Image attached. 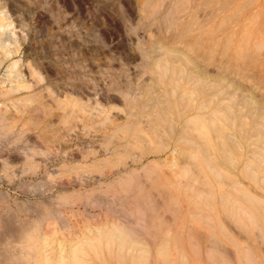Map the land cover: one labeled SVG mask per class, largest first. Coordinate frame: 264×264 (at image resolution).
Segmentation results:
<instances>
[{
  "label": "bare ground",
  "instance_id": "1",
  "mask_svg": "<svg viewBox=\"0 0 264 264\" xmlns=\"http://www.w3.org/2000/svg\"><path fill=\"white\" fill-rule=\"evenodd\" d=\"M41 1L43 11H49L48 1ZM29 2L33 13L38 0ZM137 5L141 16L128 29L143 32L133 41L139 74L136 81L127 76L121 81L118 76L125 70L106 68L107 85L101 86L106 93L98 96L121 105L118 119L111 114L115 105L108 109L72 93L64 99L51 96L50 104L43 100L53 79L46 60L42 72L29 61L25 79L15 68L21 66L13 61L8 67L13 69L12 78L6 84L0 80V130H8L16 117L50 116L57 109L59 117L48 118L39 128L43 133L51 131L50 137L63 148L77 144L80 158L62 149V166H68L77 179L88 176L84 183L99 188L97 175L110 178L104 187H119L124 195L118 201L135 205L122 207L126 214H135L134 223L87 225L82 237L54 243L56 231L44 232L43 221L28 222L26 227L22 219L24 226L5 221L0 238L8 234L12 239L0 264H264L260 253L264 251V0H140ZM2 20L0 15V29L10 25ZM2 39L0 33V47ZM2 53L9 55L7 50ZM43 149L24 157L31 164H43ZM69 196L65 191L57 198L67 203L74 198ZM99 200L106 209L114 207L112 197ZM28 216L27 221H32ZM224 243L234 247L236 263Z\"/></svg>",
  "mask_w": 264,
  "mask_h": 264
},
{
  "label": "rangeland",
  "instance_id": "2",
  "mask_svg": "<svg viewBox=\"0 0 264 264\" xmlns=\"http://www.w3.org/2000/svg\"><path fill=\"white\" fill-rule=\"evenodd\" d=\"M22 1L25 4V5L23 4L25 7H23ZM47 1L49 5L48 6L49 11L44 12L45 10L43 11V8H42L43 6L41 3L42 1L38 0V4H37L38 6H34V12L32 13L30 11V8H32L31 6L32 4L29 2V0H17V1L16 0H0V15L1 17H3V20H2L3 24L4 23L10 24L9 26L4 27V29H0L1 36L3 37L2 46L0 47V59H1L0 60V80L2 78L3 80H5V84H6L7 83L6 79L12 78L11 74L13 75V72H12L13 69L11 70V68H8V67L10 63L13 61H17L18 63H16V65H20L22 67L21 68L19 66L18 67L15 66L16 70H18L19 73L21 72V75L23 76V78L24 77L27 78V70L30 67V64L31 65L33 64L32 67H34L37 71L38 70L41 71L45 67H47L46 61H49L50 62V66H49L50 77L53 79H51L52 84L50 83V85L48 86V88H50L51 91L49 90L47 92L46 90H44L45 96L41 95L43 100H45L46 102L50 104V103H53L52 101L53 96L58 95L59 96L58 98L64 99L63 95L66 94L67 96V94L72 93L71 96L76 95L82 101H85V100H88V102L97 101L98 103L100 102V104H98L99 106L108 105V109H109V106L111 107L112 105H115L116 107L118 105V107L116 108L115 107L111 108L112 113L110 112L112 116H116L118 119L122 115V113L119 112L120 111L119 108L121 109V105L118 102H113V103L107 102L108 101L107 96L104 98V95L106 92L104 90L105 88H102V87L103 86L105 87L108 81L107 75L105 74V70L106 68H109V67L113 69L112 72H118L120 69H123L125 70L126 74L119 75L118 76L119 80L123 81L124 78L127 76L128 79L132 81H136V76L139 74V72H138V67L136 66L138 58L137 56H134L136 55L134 51V42L136 41V35L140 34V36H142L143 32L141 30H136L135 32L136 34L130 33L128 27L135 26L138 23L136 21H138L139 17L141 16L140 15L141 10H139L137 3H139L140 0L139 1L138 0H131V1L129 0L110 1L109 0L110 1L109 3H111L110 5H108L109 3L107 0H105L106 2L104 0H97L98 2L95 0L94 2H92L93 0L92 1L89 0V2L88 0H50L51 5H52L51 7H50L49 0ZM99 2L100 4L102 3L101 5L105 7L100 6ZM23 14L27 17V19ZM40 15L42 16L40 17ZM17 21H20L21 23ZM24 21L25 22L27 21V22L25 23ZM22 36H23V39L25 38L24 40L22 39ZM18 39H20L21 42H18L19 41ZM4 42L7 44V46ZM11 47L13 51L11 50ZM36 48L39 50H36ZM4 50L9 51V55H6V57H4L2 53V51ZM132 52L134 55L132 54ZM26 53L28 54V57ZM29 61H30V64H29ZM39 61L41 62L39 63ZM34 63L37 65V67ZM3 73L9 74L10 76L6 74L4 75ZM42 84L43 82L39 83V85H42ZM88 92L90 93L87 94ZM100 93L104 94L102 95L103 97L101 98L98 97ZM95 94H97V97H95L96 96ZM112 99H116V97ZM53 111H52L53 115L51 114L50 116L48 114H43V113L41 114L37 113L38 114L37 116V114L35 113L36 114L35 118H34V114L32 113L31 116L27 115L30 118L28 120H27V116L26 118L21 116L19 117V119L16 117L14 121L17 123L10 121L11 123L13 122L12 123L13 125L10 123L9 127L7 128L8 130L6 129L0 130L1 132L4 131L3 132L4 134H1L0 132L1 134L0 135V166H1L0 167V208H1L0 209V223H1L0 230L4 227L5 221H10L13 225H15L16 222H19L17 223L19 224V226L24 224L25 227L28 225V222L33 223V221L38 220V223H40L41 225L43 221L44 223H46V224L42 223L43 227H41V229L43 230L44 225H46L44 228V230L45 229L46 230L45 231L43 230L44 232H47L49 234L50 232L56 231V235L54 236V240H55L54 243H55L56 240L63 239L64 237L66 238L63 240H70L71 238L73 240L74 236L75 238L77 236L82 237L80 232H83L82 234H84L87 231L86 229L87 225H88L87 227L94 228L93 226H97V224L99 226L100 224L104 225L105 223V225L109 226L112 221L115 223H127L129 221L128 223L132 225V223H134L133 220L135 221L134 219L135 214L134 215L126 214L128 210H124L125 209L124 207L128 209L129 207L133 208V206L135 205L126 204L125 206L124 203L123 204L121 203L122 200L119 199L120 201H118V198H120V195L121 196L124 195V193L121 191V189H119V187H116V186L113 187L112 185L110 186L111 188L104 187L106 186V183L108 182L110 178H105L102 175H99L98 177L97 175V179L99 178L98 180L100 181V184H101L99 188L98 187L99 184L96 185L93 182H91L93 185H91L90 182L84 183L83 181L85 180L84 178L88 176L82 175V177L84 176L82 180L77 179L76 177H74L75 175H72L73 171L68 166L67 167L62 166L61 161L64 158L62 154V151H63L62 149H64V151H67L68 153L73 151L72 153L76 157H78V159L80 158L79 157L80 155L77 151H75V149L77 148L76 143H74L70 147L63 148L62 144H59V142L55 141L53 137H50L52 135L51 131H49V133L47 131H44L45 133H43L41 128H39L41 127V125H43L46 122V120H48V118L53 120L59 117V111L55 108L53 109ZM118 113H120L121 115ZM44 115H46V117H44ZM32 116L34 120L32 119ZM39 116L40 117L42 116V119H39ZM51 116H53V118ZM37 119L42 120L41 122L39 121L40 124ZM21 120H24L25 122L23 123V121ZM27 122L28 123L32 122L33 125H31V123L28 124ZM27 124L29 126V129L25 130L27 127ZM7 131H11L14 133L10 132L9 134V132ZM47 136H49L50 139ZM39 137L41 140L38 139ZM57 145L58 146L60 145L61 148L60 146L58 147ZM47 146H48V150H47ZM43 148H45L46 151ZM40 149H43V151H45L42 155L45 161H47L46 164H45V161L43 164H42V161H40L41 163H38V165L31 164V161L28 158L24 157L26 156L25 153L31 157L32 154H35L37 152L36 150H40ZM48 151H50V153ZM51 151H53L54 154ZM51 153L53 154V157ZM51 157L52 159H50ZM57 163L58 165H56ZM32 166L34 167L37 166V167L35 169ZM33 168L35 169L34 171L31 170ZM29 170L32 172H30ZM58 170L61 173L59 174L58 172L56 173V171ZM70 170L72 172L69 173ZM105 170L106 169H104V171ZM68 173L74 177L75 181L74 180L72 181L73 177L71 175L70 176L67 175L69 177L66 176V174ZM57 178H60V179L58 180ZM53 180L54 182H52ZM102 181L104 184L102 183ZM70 182H73V183H70ZM80 182L82 183V186ZM56 183H59V184L57 185ZM60 183H61V186H60ZM50 185L53 187H51ZM77 187L78 189L80 187L79 190L81 192L79 194H77L78 193ZM93 187L95 188L97 187L96 189L100 191H97L95 188L93 189ZM73 188L75 189L73 190ZM117 188L119 189L118 190L119 192L118 191H116L117 193L113 192V190L114 189L117 190ZM105 189L106 190L111 189V190H109V193H107L105 192ZM65 191L68 196L70 194L69 196L70 198L68 197L69 199L74 197L72 198L74 201L69 200L70 202L65 203L61 199L57 198V195H59L62 192L65 193ZM72 191L73 192L76 191V192L73 193ZM96 192H98L99 194L97 193L98 194L97 195ZM84 193L86 195H88L87 193H89V196L87 197L88 199H85L86 195ZM101 193H102V196H101ZM103 193H105V195ZM71 194H73L72 197H71ZM96 195L101 197L99 199H102V198L111 199L112 197V201L114 202V207L112 209H106L105 206H103L102 204L103 202L99 200L98 197L96 198ZM92 198H94V200H92ZM114 200L116 201V204ZM38 201L42 202L43 204L39 203ZM45 202L50 207L49 208L50 210L48 209V207H46L47 205L45 204ZM35 204L36 206H34ZM115 205H118V206H115ZM44 207H46L45 210H44ZM68 207H70L71 209ZM147 208L148 207H146V209ZM57 209H60L58 210L59 212H57ZM68 209H70L71 211ZM120 209L123 211V213ZM47 210L48 211L54 210V211L47 212ZM41 211H42V214L40 213L38 214V212H41ZM35 212L37 213L35 214ZM53 213L54 215L58 213L59 214L56 217V216H53ZM67 213H69L68 216H67ZM124 213L126 216L124 215ZM27 216H28V220L30 219L32 221H27L26 219ZM15 217L17 220L15 219ZM110 217H112V220H109L111 219ZM120 217H123V218L121 219ZM48 218L50 219L49 221L47 220ZM124 218H126L125 221H123ZM20 219H22L21 221L23 224L20 222ZM24 219H26V222H24L25 221ZM55 219L57 220L59 219V221ZM61 219L63 221H61ZM17 224L15 226H17ZM62 225H65L66 228L65 229L61 228ZM83 228H85V231ZM78 230L80 231L78 232ZM62 234L64 236H62ZM6 235L8 234L4 235L6 238L4 236L0 238V244H1L0 254L4 250V254L0 255L1 256L0 260L3 259V257L5 258V251L6 250L8 251V248L6 247L7 245L10 244L9 241H11L12 239L11 235L10 236L8 235V237H11L10 239ZM228 244L229 243H224V248L226 249L228 254L233 257L232 252L234 250V247ZM225 245H227L228 247ZM186 247L187 245L185 246V249L187 253L189 254L190 250L187 249L189 247L187 248ZM263 252H260V253L264 255ZM232 261L236 263V260L234 259V257L232 258Z\"/></svg>",
  "mask_w": 264,
  "mask_h": 264
}]
</instances>
